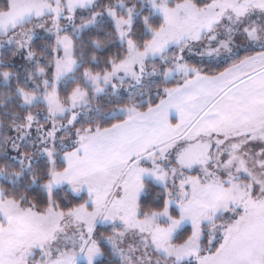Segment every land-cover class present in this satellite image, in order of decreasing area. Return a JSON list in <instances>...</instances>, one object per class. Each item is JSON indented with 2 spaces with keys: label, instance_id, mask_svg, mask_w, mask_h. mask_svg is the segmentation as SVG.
<instances>
[{
  "label": "snow or ice",
  "instance_id": "obj_1",
  "mask_svg": "<svg viewBox=\"0 0 264 264\" xmlns=\"http://www.w3.org/2000/svg\"><path fill=\"white\" fill-rule=\"evenodd\" d=\"M0 264H264V0H0Z\"/></svg>",
  "mask_w": 264,
  "mask_h": 264
}]
</instances>
